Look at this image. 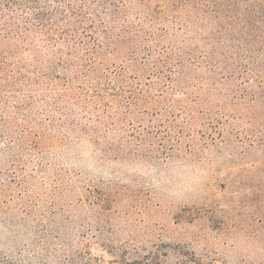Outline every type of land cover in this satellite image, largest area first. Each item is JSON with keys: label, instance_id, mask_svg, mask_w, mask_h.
<instances>
[{"label": "trees", "instance_id": "obj_1", "mask_svg": "<svg viewBox=\"0 0 264 264\" xmlns=\"http://www.w3.org/2000/svg\"><path fill=\"white\" fill-rule=\"evenodd\" d=\"M228 117L249 118L246 140L264 147V0H0V162L20 189L30 167L52 171L59 189L52 158L68 160L81 141L118 134L120 153L130 131L137 149L142 134H163L148 151L168 159L186 130L223 134ZM37 231L42 246L24 264L55 255ZM57 249L61 264L91 261L79 246ZM104 254L107 264H228L166 245L111 247L98 263Z\"/></svg>", "mask_w": 264, "mask_h": 264}, {"label": "rangeland", "instance_id": "obj_2", "mask_svg": "<svg viewBox=\"0 0 264 264\" xmlns=\"http://www.w3.org/2000/svg\"><path fill=\"white\" fill-rule=\"evenodd\" d=\"M248 121L224 118L223 134L212 127L193 129L191 136L186 130L168 159L154 149L163 134H142L147 142L137 149L141 139L130 131L133 145L120 153L110 150L118 134L110 145L97 138L106 149L81 141L68 160L52 158L62 182L55 191L52 171L30 167L35 177L24 191L0 162V264L27 262L42 246L37 230L43 228L55 255L41 264H61L65 257L57 248L66 245L90 254L88 264H107L109 256L98 263L97 254L111 247L149 251L160 245L218 263L264 264V147L249 145ZM59 231L62 237L53 241Z\"/></svg>", "mask_w": 264, "mask_h": 264}]
</instances>
